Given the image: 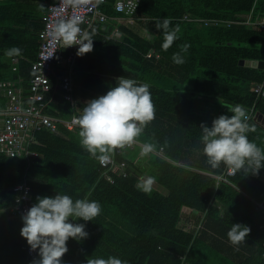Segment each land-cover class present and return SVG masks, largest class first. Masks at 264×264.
<instances>
[{"label":"trees","instance_id":"trees-1","mask_svg":"<svg viewBox=\"0 0 264 264\" xmlns=\"http://www.w3.org/2000/svg\"><path fill=\"white\" fill-rule=\"evenodd\" d=\"M113 2L108 0L103 12L109 18H127L115 11ZM41 12L29 0H0V80L23 78L27 86L30 61L40 43ZM164 18L180 29L179 39L167 50L156 28V21ZM193 18L210 23L199 24ZM132 19L145 35L120 24L118 38L110 36L113 24L92 25L87 33L93 50L77 62L75 101L52 94L55 100L47 111L63 119L79 116L78 108L105 94L118 78L147 83L155 118L137 141L154 144V151L163 148L165 157L154 151L141 156L135 146L115 156L126 161V175L107 170L81 145L79 126L68 129L61 124L56 133H36V141L28 146L37 153L35 158L0 154V264H33L20 236L22 222L10 211L15 204L13 187L24 176L31 206L37 197L56 192L101 204L93 221L70 219L84 223L88 236L67 241L64 264H86L90 256H114L128 264H264V209L256 204L264 198V168L255 174L237 173L228 182L218 180L225 165L214 168L208 162L200 129L201 124L210 127L220 115H232L227 107L240 104L248 116V139L264 149V129L253 119L257 111L264 114V97L254 91L257 85L264 88V68L239 63L264 61V0H139ZM229 20L233 22L227 25ZM184 43L191 47L184 54L185 63L177 65L172 56ZM11 47H19L25 58L16 72L6 55ZM66 52L59 51L56 66ZM76 89L82 93L79 100ZM142 174L156 178L150 193L136 187ZM184 212L201 224L196 234L180 226ZM236 223L250 232L233 245L227 232Z\"/></svg>","mask_w":264,"mask_h":264},{"label":"clouds","instance_id":"clouds-1","mask_svg":"<svg viewBox=\"0 0 264 264\" xmlns=\"http://www.w3.org/2000/svg\"><path fill=\"white\" fill-rule=\"evenodd\" d=\"M79 24L80 21L75 18L61 20L53 26L52 35L55 39L62 40L66 47L78 46L76 54L83 56L93 50V38L91 34L82 32ZM170 25L169 18L156 21V28L163 33L164 50L179 39V27ZM179 47L180 51L172 56L177 65L185 63L184 54L188 53L191 45L184 43ZM21 54L19 47H11L6 52L9 57ZM117 80L118 83L105 94L85 103L79 116L72 114L77 116L75 124L79 126L81 145L102 163L110 159L114 149L136 142L144 127L155 118V106L149 84L125 77ZM22 84L24 85L23 82ZM26 88L27 86H24V89ZM227 110L232 115L218 116L212 120L210 127L201 124L203 154L214 168L223 163L234 175L241 172L255 174L264 168V149L247 137L249 125L245 107L236 104L228 106ZM140 149L141 156H148L155 150V145L145 142ZM155 182L156 178L149 175L142 177L136 187L144 193H150ZM2 211L3 209H0V212ZM100 213L101 204L95 200L73 199L72 196L59 192L54 196L37 197L36 202L22 215L23 226L20 229V236L26 240L30 249L38 250L39 259L33 264H61V257L68 251L67 241L70 238L80 241L88 236L84 223H73L70 219L93 221ZM185 226L195 230L194 234L198 232L191 222ZM249 232V227L244 224H231L227 238L233 245H238ZM86 264L128 262L114 256H90L86 259Z\"/></svg>","mask_w":264,"mask_h":264},{"label":"built area","instance_id":"built-area-1","mask_svg":"<svg viewBox=\"0 0 264 264\" xmlns=\"http://www.w3.org/2000/svg\"><path fill=\"white\" fill-rule=\"evenodd\" d=\"M139 0H114L112 7L118 13L124 14L129 22H132V15L137 8ZM108 0H47V7L43 13V27L39 33L40 43L35 59L30 64L32 76L27 82V88L22 84L23 78L18 80H1L0 96L3 98V106L0 108V154L8 157L25 156L27 159L37 157V153L30 151L28 146L36 141V133L39 131H57L58 124L73 129L77 116L72 115L70 119H62L48 113V104L55 99L52 94L59 92L64 100L74 102V77L77 73V62L82 56H77L76 45L67 46L62 40H57L52 35L53 26L61 20L78 19L82 32H88L95 22H104L107 15L102 7L107 5ZM187 18V16H184ZM191 19V18H189ZM199 24L208 25L210 20L193 18ZM249 20V18H247ZM264 20V19H263ZM227 25L231 22L226 21ZM213 23V22H212ZM218 24V21H214ZM117 31V28L114 29ZM66 48V54L61 58L59 65L55 61L59 51ZM85 55V54H84ZM151 52L148 53V56ZM19 58L12 57V70H16ZM256 93L264 97V88L257 85L254 88ZM50 95V96H49ZM142 143L137 141L121 148H116L110 154V159L100 162L107 170L118 171L126 175V161H117L115 156L131 150L135 146L142 148ZM163 148L156 152L164 156ZM165 157V156H164ZM28 159V160H29ZM234 176L231 169L225 166L222 174L217 179L228 182ZM111 181V176L105 174ZM13 190L16 192L15 204L10 208L14 217L21 220L22 215L31 207V193L28 178L24 176L20 183H17ZM259 208L264 209V198L256 203ZM22 222V220H21ZM23 226V223H22ZM201 224L195 225L196 230ZM26 253L31 262L39 259L38 250H31L25 240ZM61 264H64L61 259Z\"/></svg>","mask_w":264,"mask_h":264},{"label":"crops","instance_id":"crops-1","mask_svg":"<svg viewBox=\"0 0 264 264\" xmlns=\"http://www.w3.org/2000/svg\"><path fill=\"white\" fill-rule=\"evenodd\" d=\"M29 2L33 5V4H36V5H38L41 9H42V12H41V15H43V13H44V11L46 10V7H47V0H29ZM120 20L121 21H127L126 20V18L124 19V20H122L121 18H115V19H113V18H109L108 16H107V18H106V20L104 21V22H99V23H105V24H113V27H112V31H111V33H110V36H114V34H113V31H114V29H116L117 27H119V25L121 24V23H119L120 22ZM124 21V23H126ZM231 23L233 22L232 20H229ZM142 35H145L144 33L142 34ZM64 49H66V48H64ZM67 50V49H66ZM13 57H17V58H19L18 59V61H17V64H16V70L15 71H13L12 70V66H13V64L11 63V58H10V62H9V64L11 63V65H10V67H11V70H12V72H16L17 71V69H18V63H19V61L21 60V59H25L24 58V56H13ZM35 59V58H34ZM33 59V60H34ZM33 60H31L30 61V64H31V62L33 61ZM31 70V69H30ZM2 80H14V81H16V80H18V78H16V79H2ZM1 81V80H0ZM75 82V81H74ZM74 82H73V84H74ZM74 87H75V85H74ZM3 106V98L0 96V108ZM257 114H261V115H264V114H262L261 112H259V111H257V112H255V114H254V116L255 115H257ZM253 116V117H254ZM257 122V121H256ZM260 178H261V181L264 183V172H262L261 173V175H260ZM186 210H188V209H186ZM182 223V222H181Z\"/></svg>","mask_w":264,"mask_h":264},{"label":"rangeland","instance_id":"rangeland-1","mask_svg":"<svg viewBox=\"0 0 264 264\" xmlns=\"http://www.w3.org/2000/svg\"><path fill=\"white\" fill-rule=\"evenodd\" d=\"M122 20H124V19H122ZM127 21H125L126 23H124V21H121L120 20V22L119 23H121V24H123V25H131L130 27H132V28H135V31L139 34V35H142L144 32H143V30H141L140 28H138L137 27V25H136V23H134L133 21L132 22H129L128 21V19H126ZM113 34L114 35H118V38H120L121 36H122V30L120 29V28H118L117 27V31H113ZM82 96V93H81V90H78V89H76V97H77V100H79L80 99V97ZM76 98H75V95H74V100H75ZM82 100V99H81ZM79 107V106H78ZM81 109H77V111L78 112H81L80 111ZM139 155V154H138ZM142 176H144V177H146L144 174H142ZM184 216H183V218L181 219V221H180V226H184L185 227V225L186 224H188L189 222H191V224H192V227L194 226V225H197L196 223H195V218L193 217V216H191L190 214H188V213H186V212H184V214H183ZM182 222V223H181Z\"/></svg>","mask_w":264,"mask_h":264},{"label":"water","instance_id":"water-1","mask_svg":"<svg viewBox=\"0 0 264 264\" xmlns=\"http://www.w3.org/2000/svg\"><path fill=\"white\" fill-rule=\"evenodd\" d=\"M240 64L245 66L259 67L264 68V61H255V60H240ZM255 121L264 129V115L257 114L253 117Z\"/></svg>","mask_w":264,"mask_h":264},{"label":"bare ground","instance_id":"bare-ground-1","mask_svg":"<svg viewBox=\"0 0 264 264\" xmlns=\"http://www.w3.org/2000/svg\"><path fill=\"white\" fill-rule=\"evenodd\" d=\"M117 12V11H116ZM120 13V12H119ZM126 17V16H125ZM152 53V52H151Z\"/></svg>","mask_w":264,"mask_h":264}]
</instances>
